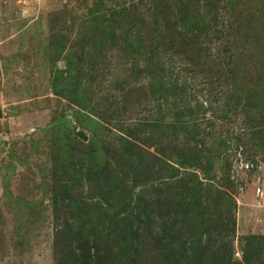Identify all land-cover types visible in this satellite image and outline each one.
I'll return each instance as SVG.
<instances>
[{
	"label": "rangeland",
	"instance_id": "1",
	"mask_svg": "<svg viewBox=\"0 0 264 264\" xmlns=\"http://www.w3.org/2000/svg\"><path fill=\"white\" fill-rule=\"evenodd\" d=\"M250 197L261 223L264 0H0V264H184L195 236L264 264Z\"/></svg>",
	"mask_w": 264,
	"mask_h": 264
},
{
	"label": "trees",
	"instance_id": "2",
	"mask_svg": "<svg viewBox=\"0 0 264 264\" xmlns=\"http://www.w3.org/2000/svg\"><path fill=\"white\" fill-rule=\"evenodd\" d=\"M153 3H154V0H153ZM186 10L188 11V8ZM154 18L156 19V16ZM156 23H155L156 24L155 30L158 31V30H160L158 28L159 27L158 20H156ZM192 28H194V27H192ZM190 30L191 29H185V33H188ZM204 30L202 28V29L199 30V32L205 33ZM190 32H193V31H190ZM194 33H197V32H194ZM127 35H128V33H124V36H123L124 40L127 39ZM197 35H199V33L193 34V36L195 37V41L198 39ZM106 36H109L111 39H113V40L115 39L116 40V37L113 34L110 35L109 32H108V34L106 33L105 36L103 37V32H102L100 34V39L102 40V43L104 42L103 39L104 38L106 39ZM183 36L185 37L184 34H183ZM187 40L188 41H186V42H188V43H193V41H194V39H192L191 37L187 38ZM126 44H127V46L132 45V43H130V42H128V43L126 42ZM151 52H152V50H151ZM156 63H158V62H156ZM163 84H164L163 81L158 80V83L155 85V87L157 88L155 92H157V94H159V95H161V93L163 92V89H162L163 86H164ZM152 91L154 92L153 89H152ZM182 154H183V157H184L183 161H185L187 163H190V165H192L191 162H188L190 160L189 159V157H190L189 153L182 152ZM196 156L197 155L194 154L192 157H196ZM124 158H126V157H124ZM183 161L180 162V163L183 164ZM144 175H145V173H144ZM192 176L195 177L194 172L190 174V178H192ZM136 178H138L139 180H142V177L139 174L135 175L133 177V180L136 179ZM184 183H185L184 181L182 182L181 179H179L176 184L179 185V186H184L185 185ZM197 183L201 185L202 181L197 179ZM217 196H218V198H220L221 194H218ZM196 199H197V197H196ZM190 201L191 200H188V201L185 202L186 205L182 207V211L185 212L186 210H188V206L191 203H192L191 206L192 207L194 206L193 202H190ZM160 202L161 201L158 199V205L159 206H160ZM194 203H195V201H194ZM233 207H234V205H233ZM233 207H232V209H233ZM136 215L137 216L144 215L143 209L136 211ZM228 222H229V224H228ZM218 225H220L219 232L224 230L223 226H225V229L227 230V232H229V234L235 235L236 220H235V216H233L232 213H230V217H227L225 219L222 218L221 223L218 224ZM210 227L211 226H204L203 229H201V231H198L199 235H202V234H205L206 232H209L211 230V228H212V227L211 228ZM134 232L136 234V230ZM193 232L194 231H192V233ZM256 236L257 235H255V234H249V235H245L244 239L250 245V242H251L250 239H252V238H254ZM159 239H161V237ZM192 240L193 241H191L190 245L186 246L185 244H183L180 247V249H181L180 252L181 253H186V256L184 257V259H185V263L184 264H202L203 263V255L206 252V249H211V252H214L213 256L211 255L212 259L211 258L208 259L209 260L208 261L209 264H213L214 262H216V263L217 262H221L223 264H243V261L245 263H248V257H245V251L243 252V256H244L243 260H240V261L239 260H233L232 259V249H231L230 244L227 243V242H221L220 245H218L217 247H213L214 244H213V241L211 240L210 237H208L206 239V241H204V242H201L200 237H198V236L197 237L195 236V238L192 239ZM184 243H185V241H184ZM190 254H192V255H190ZM61 264H71V262L70 261H63ZM79 264H81V263H79Z\"/></svg>",
	"mask_w": 264,
	"mask_h": 264
},
{
	"label": "built area",
	"instance_id": "3",
	"mask_svg": "<svg viewBox=\"0 0 264 264\" xmlns=\"http://www.w3.org/2000/svg\"><path fill=\"white\" fill-rule=\"evenodd\" d=\"M233 166L235 169L248 171L254 168V163L248 159L245 158L243 147L241 145H238L234 148L233 152ZM256 194L262 195L263 190L260 187L256 188Z\"/></svg>",
	"mask_w": 264,
	"mask_h": 264
},
{
	"label": "crops",
	"instance_id": "4",
	"mask_svg": "<svg viewBox=\"0 0 264 264\" xmlns=\"http://www.w3.org/2000/svg\"><path fill=\"white\" fill-rule=\"evenodd\" d=\"M263 190V189H262ZM257 195V194H256ZM258 197H259V195H257ZM251 199H252V197H250V198H248L247 200H246V204H248V205H246L245 206V208H244V203L242 204V207H243V210L244 209H246V211H247V222H248V220H249V223L251 222L252 223V227H255L256 228V231H252V232H250V233H248V234H261V235H264V220H262L261 221V223L259 222V223H254L255 222V220L257 219V220H259L260 218H259V208L257 207V208H255L254 210H253V212L252 213H250L252 210L250 209V207H252L253 205H251ZM249 200H250V202H249ZM254 200L256 201V199H255V196H254ZM258 202H261V199L259 198L258 200H257ZM263 201V200H262ZM249 202V203H248ZM254 208V207H253ZM249 214H251V215H249ZM264 218V217H263ZM243 223H245V222H243ZM243 225V224H242Z\"/></svg>",
	"mask_w": 264,
	"mask_h": 264
},
{
	"label": "water",
	"instance_id": "5",
	"mask_svg": "<svg viewBox=\"0 0 264 264\" xmlns=\"http://www.w3.org/2000/svg\"><path fill=\"white\" fill-rule=\"evenodd\" d=\"M73 131H74L75 135L78 136L79 138H81L83 140L87 139V135L83 131L77 130L75 126L73 127Z\"/></svg>",
	"mask_w": 264,
	"mask_h": 264
}]
</instances>
